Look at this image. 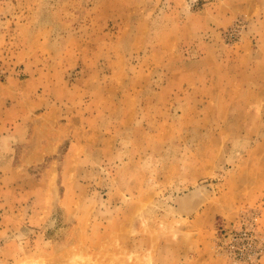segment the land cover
I'll return each instance as SVG.
<instances>
[{
	"label": "rangeland",
	"instance_id": "rangeland-1",
	"mask_svg": "<svg viewBox=\"0 0 264 264\" xmlns=\"http://www.w3.org/2000/svg\"><path fill=\"white\" fill-rule=\"evenodd\" d=\"M74 260L264 264V0H0V264Z\"/></svg>",
	"mask_w": 264,
	"mask_h": 264
},
{
	"label": "built area",
	"instance_id": "built-area-1",
	"mask_svg": "<svg viewBox=\"0 0 264 264\" xmlns=\"http://www.w3.org/2000/svg\"><path fill=\"white\" fill-rule=\"evenodd\" d=\"M230 245L237 247L239 252H243L247 245L254 241V235L247 229L231 231L229 234Z\"/></svg>",
	"mask_w": 264,
	"mask_h": 264
},
{
	"label": "crops",
	"instance_id": "crops-1",
	"mask_svg": "<svg viewBox=\"0 0 264 264\" xmlns=\"http://www.w3.org/2000/svg\"><path fill=\"white\" fill-rule=\"evenodd\" d=\"M36 140L34 139L33 140V143L32 144H30V147H29V145H28V147H26L29 151L28 152H26V154L24 153L23 155V160L24 159H28L27 161H29L30 159H29V155H30V153L31 152H33L34 153V156H36V157H38V160H42L43 158H46V156L48 155V154H44V155H42L41 154V152H42V149L41 148H39V147H36ZM41 157V158H40ZM32 164H34V162H32ZM31 164V165H32Z\"/></svg>",
	"mask_w": 264,
	"mask_h": 264
},
{
	"label": "bare ground",
	"instance_id": "bare-ground-1",
	"mask_svg": "<svg viewBox=\"0 0 264 264\" xmlns=\"http://www.w3.org/2000/svg\"><path fill=\"white\" fill-rule=\"evenodd\" d=\"M200 190H201V189H200ZM200 190H199V191H200ZM192 191H193V190H192ZM202 191H203V190H202ZM201 193H203V192H201ZM204 193H205V190H204ZM193 195L195 196L194 192H193ZM196 196L198 197V195H196ZM199 197H200V196H199ZM202 197H203V196H202ZM202 197H201V198H202ZM203 198H204V197H203ZM195 202H196V201H195ZM191 203H192V202H191ZM189 204H190V203H189ZM182 205H183V204H182ZM190 206H191V205H190ZM173 208H174V207H173ZM189 208H190V207H189ZM169 209H171V207H170ZM172 210H173V209H172ZM173 212H174V211H173ZM178 212H179V211H178ZM176 213H177V212H176ZM32 261H33V260H32ZM88 261H89V260H87V262H83V261H80V260H74V261H73V264H92V262H93V261H92V262H91V261L88 262ZM30 262H31V261H30ZM94 262H95V261H94ZM27 263H28V261H27ZM23 264H24V263H23ZM32 264H40V263L37 262V261H36V262L34 261ZM42 264H43V263H42ZM93 264H94V263H93Z\"/></svg>",
	"mask_w": 264,
	"mask_h": 264
}]
</instances>
